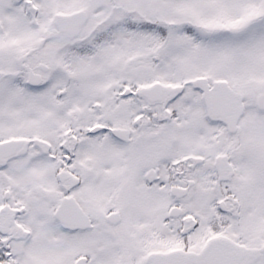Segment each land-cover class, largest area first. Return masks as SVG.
<instances>
[{
    "label": "snow or ice",
    "instance_id": "obj_1",
    "mask_svg": "<svg viewBox=\"0 0 264 264\" xmlns=\"http://www.w3.org/2000/svg\"><path fill=\"white\" fill-rule=\"evenodd\" d=\"M0 264H264V0H0Z\"/></svg>",
    "mask_w": 264,
    "mask_h": 264
}]
</instances>
